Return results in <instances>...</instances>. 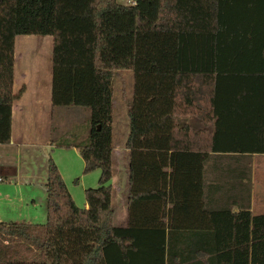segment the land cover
<instances>
[{
    "label": "trees",
    "instance_id": "trees-1",
    "mask_svg": "<svg viewBox=\"0 0 264 264\" xmlns=\"http://www.w3.org/2000/svg\"><path fill=\"white\" fill-rule=\"evenodd\" d=\"M227 8L225 0H0V145L10 142L12 106L24 93L13 92L15 39L49 37L51 105L90 112L82 143L56 145L77 150L84 174L100 172L85 191L88 209L79 208L49 157L46 222H0V264H264V214L251 215L248 193L237 213L229 198L238 170L223 154L244 149L224 147L209 128L219 78L240 72L223 58L244 53L228 47ZM259 36L252 51L263 56ZM119 70L133 74L125 227L114 224L109 185ZM211 153L219 167L206 185Z\"/></svg>",
    "mask_w": 264,
    "mask_h": 264
},
{
    "label": "crops",
    "instance_id": "crops-1",
    "mask_svg": "<svg viewBox=\"0 0 264 264\" xmlns=\"http://www.w3.org/2000/svg\"><path fill=\"white\" fill-rule=\"evenodd\" d=\"M225 1L228 6V17L234 18L232 20L234 23L229 26V35H231L228 47L238 46L244 53L237 58L230 55L223 58V65H238L240 72L238 75L224 74L219 78L217 105L214 115L211 114L212 122L209 128L212 133L219 134L220 143L224 147L244 149L238 150L236 155L223 154L224 164L229 161V167L238 170L234 174L235 178H231L229 182L234 185V188L229 191V198L236 202L234 203L236 205L232 207V212L239 211L238 206L243 205L241 201L247 199L248 193L250 213L252 216H258L264 214V153H257L258 151L264 152V55L260 56L252 50L259 46L258 37L261 38L259 34L264 33V0ZM234 34L239 36L237 43L232 39ZM29 45L35 48L29 54L40 55L37 56L38 60L35 63L28 54ZM43 56H46V64ZM51 56V38L16 37L13 92L18 93L24 88V93L12 106L10 142L0 145V169L3 173H7V157L18 154L20 151L42 154L48 160L50 154H54V149L66 150L56 145L57 139L58 141L66 140V109L72 110L71 112L86 111L84 108L75 106L53 107L51 105ZM68 113L67 115L72 118L69 111ZM89 114L87 113L86 117L79 120L77 124L85 127ZM201 115L205 116V121L208 122L210 115L208 105ZM188 121L195 122L190 118L187 119ZM81 137L86 139V133L81 134ZM72 149L77 151L73 147ZM210 157L205 168L206 185L213 183L216 168L219 167L214 160L216 154L211 153ZM113 164L116 168V183L111 186L113 189V221L116 226L125 227L128 223V151L125 146L124 150L122 147H113ZM82 166L84 168V163ZM46 178L43 185L44 192ZM0 179L1 181L4 179L2 175ZM44 206L46 218V192ZM79 208L88 209L86 201Z\"/></svg>",
    "mask_w": 264,
    "mask_h": 264
},
{
    "label": "rangeland",
    "instance_id": "rangeland-1",
    "mask_svg": "<svg viewBox=\"0 0 264 264\" xmlns=\"http://www.w3.org/2000/svg\"><path fill=\"white\" fill-rule=\"evenodd\" d=\"M118 3L126 5L130 3V0H120ZM32 49H35L33 45H29L28 54ZM29 56L35 63L40 55L32 53ZM43 59H45L46 64V56H43ZM132 90V72L129 70L115 71L113 77L114 111L111 124L112 145L113 147H122L123 150L129 131L127 106L131 101ZM84 109L89 114V110ZM68 111L72 118L67 115L69 114ZM71 111L66 109V144L82 143L85 140L80 136L83 133V126H80L77 122L86 117L87 113L81 110ZM57 141L58 139L56 143ZM53 151L54 154H50V159L57 168L59 167L60 170H58L66 188L71 197L73 195L74 203L81 207L85 201V191L98 187L100 172L95 170L84 174L83 161L79 153L73 150L72 147H66V150L54 149ZM7 159V173H3L0 169V175L4 178L2 181L0 179V222L17 224L45 223V192L43 185L47 174V158L42 154H33L31 151H20L18 154L15 153L7 157ZM115 169L113 164V177L109 182L110 186L116 183ZM27 216L29 218H26Z\"/></svg>",
    "mask_w": 264,
    "mask_h": 264
}]
</instances>
